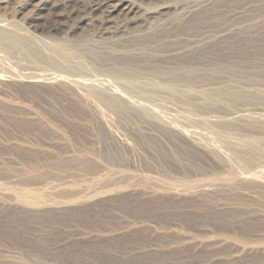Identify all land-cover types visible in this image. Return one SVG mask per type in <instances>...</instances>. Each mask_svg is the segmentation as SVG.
I'll use <instances>...</instances> for the list:
<instances>
[{"label": "rangeland", "instance_id": "obj_1", "mask_svg": "<svg viewBox=\"0 0 264 264\" xmlns=\"http://www.w3.org/2000/svg\"><path fill=\"white\" fill-rule=\"evenodd\" d=\"M0 27V264H264V0Z\"/></svg>", "mask_w": 264, "mask_h": 264}, {"label": "bare ground", "instance_id": "obj_2", "mask_svg": "<svg viewBox=\"0 0 264 264\" xmlns=\"http://www.w3.org/2000/svg\"><path fill=\"white\" fill-rule=\"evenodd\" d=\"M58 1L59 0H39L38 3H36V0H0V6L11 5L12 7H17L18 9L22 10V9H25L26 7H28L30 5H33L36 9V17H38V19H39V17L41 18L43 16V14L46 10L47 11L54 10ZM140 10L141 9L139 6L132 4V3L126 4V5L119 4V5H114V6H112V8L106 10L105 14H106V17L109 19L115 12H123V13L125 12L126 14H130V13L139 12ZM3 31H4V29L2 27H0V33H2ZM85 61L87 62V60H85ZM83 64H85V63L83 62ZM86 66H88V68L90 70L95 71V72H97L99 69L97 67H96L97 69L95 68L96 65L94 66V65H88L87 64ZM91 66L92 67L94 66V67L92 68ZM84 69H85V67H84ZM115 73H117L119 75V71L116 70ZM108 101L112 106H119L122 104V101L116 97L109 98Z\"/></svg>", "mask_w": 264, "mask_h": 264}]
</instances>
